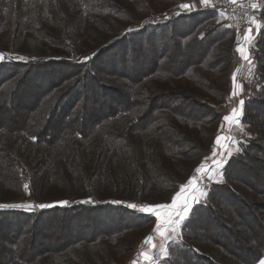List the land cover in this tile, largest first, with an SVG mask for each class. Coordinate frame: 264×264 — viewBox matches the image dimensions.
Returning a JSON list of instances; mask_svg holds the SVG:
<instances>
[{
    "label": "trees",
    "instance_id": "1",
    "mask_svg": "<svg viewBox=\"0 0 264 264\" xmlns=\"http://www.w3.org/2000/svg\"><path fill=\"white\" fill-rule=\"evenodd\" d=\"M182 3L0 0V113L12 114L0 121V198L67 201L0 209V264H116L130 235L156 224L129 205L172 204L193 164L210 162L232 89L219 67L234 66L237 33L207 20L218 10ZM260 36L249 81L258 94L245 86L240 125L250 137L161 264L264 259V27ZM49 215L52 234L40 227Z\"/></svg>",
    "mask_w": 264,
    "mask_h": 264
},
{
    "label": "rangeland",
    "instance_id": "2",
    "mask_svg": "<svg viewBox=\"0 0 264 264\" xmlns=\"http://www.w3.org/2000/svg\"><path fill=\"white\" fill-rule=\"evenodd\" d=\"M181 1H183L182 4L188 3L190 5L193 4V3H195V2H197V0H181ZM246 1H249L252 4H256V2L258 1V4H256V8L257 9H258V6H262V0H246ZM210 3H211V6L212 7H207L206 6V7L199 8L198 10H206V11L207 10H218L219 13H218L217 16H215V17L213 16L211 18L210 17H207V20H210V22L212 23L213 26H215L217 24V22L218 21H221V20L225 21L231 27H234L235 24L237 25V22H238V25L241 26V24H240L239 20L236 18V16H234L232 14H229V13H226V12H224V11L216 8L215 7V0H210ZM181 11L184 12L183 9ZM166 18H161V19L165 20ZM255 19H256V22L255 23L258 22V24H259V31L257 32V35H256V39H255L256 41L253 42L254 45L257 43V40L259 41V39L261 37L260 36V32L262 31V29L264 27V23H263L264 19L258 13L255 16ZM0 35H1V33H0ZM238 42H239V39L237 37V43ZM253 49L255 50V52H258L259 51V53H260V50H262V49H258L257 47L256 48H253ZM262 52H264V45H263V51ZM251 56L253 57V60L252 61L254 63V61H255V55L253 54V51L251 53ZM2 58H3V56L0 55V63L2 62ZM18 58H21V57L16 56V55H13V59L16 60ZM258 58H260L259 55H258ZM229 66L230 65L225 64V65H222L221 67H219V70L220 71L227 70L222 75L224 78H228V76H230V78H232V73L235 70V68H234V66H231V71H230ZM229 71H230V73H229ZM250 73H252L250 69H244L241 72V79H242V83L241 84H242V86H247V88H250V91L252 92V94L254 96H256L258 93H257V91L255 89H253L254 83L252 81L249 82L251 80ZM42 74H45L46 76L55 77L54 76L55 73L53 71L48 72V73H42ZM215 78H217V77H215ZM247 81H248V83H247ZM174 92H175V90H174ZM229 98H230V96H229ZM211 104H213V103H210L209 105H211ZM29 105H30V103H29ZM229 107H230L229 101H228V104L226 106L218 105V108H220V110L222 109V112L223 113L229 111V109H230ZM11 115L12 114H5V113L2 114V113H0V121H3V120L4 121H7V118L10 117ZM20 116L22 117V114ZM245 133H246V131H244V130L238 131L237 138L234 139L232 145L230 146L229 151L227 152V155H226L227 159L230 158L232 155L236 154L239 151V146H240V144H241L242 141H244L245 139H248L250 137V134L248 133V131H247V134H245ZM199 161L197 160L193 164L192 167L195 166V169H197L199 167ZM203 166H204L205 171H202V172H200V173L197 174V177L200 176V178L197 179V183H196V186L195 187H197V188H199L201 190L206 191L207 192V195L204 196V197H201L199 199V202L198 203L193 202L192 209H191L188 217L183 222H181L179 228L177 229L179 235L172 234L174 236L175 242H173L172 240L163 239L161 236H159L154 231L152 232V234H150L151 236H153L152 243L155 244L156 247L153 248L149 244H147L148 245V249H149L148 250V257H149L148 264L151 263V262H152V264H161L160 262L163 259L166 258L164 256V254H163V250L165 248L167 249L168 256L170 255L171 247L174 246L175 244L179 243L180 240H181V237H182V234H183L184 224L190 218V216L192 214V211H193V208L195 206L199 205V204H202V203L207 202L208 197H209L210 188L213 185L224 183V180L225 179H224V175H223V170H224V167L223 166L221 168H217L216 164L211 165L209 161L208 162H204V165ZM206 176H211V179L205 178ZM53 188L54 187H52V189ZM59 191H63L65 193V189L64 188L57 187V194H58ZM179 193H181V189L179 190ZM192 195H193V188L192 187L187 188L182 193L181 199L179 201V204H182L185 198H188V197H190ZM45 199L47 201L36 202V201H33L31 199V197L27 193H25L23 195H19V196H17V194H14V195H10L9 196L8 193H5V196L4 197L1 196V198H0V205L6 206V207H0V209L1 210H3V209L25 210L26 209L29 212H33V210H39V209L45 210V209H48V208H53V207H55L57 205H65V203H63L62 200H60V202H55L54 203V201H51L52 200L51 196L46 197ZM41 204L50 205V207H46V208H39V207H37L38 205H41ZM145 204H147V203H145ZM145 204H140V205H145ZM179 204H178V206H179ZM11 205H24L25 207H9ZM140 205H138V206H140ZM147 205H151V204H147ZM138 212H140V211H138ZM145 214H147V213H145ZM149 215H151V214H149ZM153 217H155V216H153ZM155 219H156V224H157L159 221H158L157 217H155ZM57 222H58V219H57L56 216L49 215V216H47L45 218V222L44 223H41V226L40 227L46 228V232H48L49 234H52V231H55V228L57 229ZM156 224H155L154 227H156ZM59 231L62 232V233H64V231L62 229L59 230ZM145 233L142 234L141 232H138V233H134V234L130 235V238L131 239H135L136 240L134 242V244L130 245V248H132V250H131V252L128 251L127 254L122 255L121 258L115 259V263L116 264H133V262L136 261V254H137V250H138V245L140 244V242L141 243L144 242L145 239H146V237L149 236V233L147 235Z\"/></svg>",
    "mask_w": 264,
    "mask_h": 264
},
{
    "label": "snow or ice",
    "instance_id": "3",
    "mask_svg": "<svg viewBox=\"0 0 264 264\" xmlns=\"http://www.w3.org/2000/svg\"><path fill=\"white\" fill-rule=\"evenodd\" d=\"M232 2L235 3L236 0H232ZM199 3L201 5L207 6L210 4V0H199ZM180 7L183 9L191 10V8L195 7V4L190 5L188 3H185V4L180 5ZM252 7L255 8L256 4H253ZM251 31H252L251 28L247 29V32L249 34L251 33ZM237 51L241 53L242 58L246 60L248 59V56L245 54L244 50L241 47H238ZM243 103H244L243 100H241L240 101L241 106L243 105ZM234 118H235L236 126L239 127L240 122L238 119V113L236 109H233L232 113L228 116H225L223 119L224 121H233ZM33 139H36V138L33 137ZM220 141H221V137L218 136L216 139V143L219 144ZM214 163L216 164L217 168H221L224 162L214 161ZM202 171H205L203 165H201L200 167L196 169V173H200ZM205 178L211 179V176H206ZM196 183H197V176L194 175L193 177L189 179L186 185L181 186V193L177 194V197L172 202V204H160V205L145 204V205H140V206L136 204H131L129 205V207L133 208L134 210H138L140 212L151 214L157 217L159 222L156 224V227L154 228L153 231L157 233L159 236H161L163 239L172 240L173 242H175L174 236L172 234L179 235L177 229L179 228L181 222H183L188 217L192 209L193 202L198 203L201 197H204L207 195L206 191L195 187ZM25 187H27V185H25ZM189 187L193 188V195L188 198H185L183 203L179 204L182 193ZM63 203L66 204L67 201H64ZM0 207H6V206L0 205ZM9 207H25V206L24 205H11ZM37 207L46 208V207H50V205L41 204V205H38ZM152 241H153V236L149 235L148 237H146L144 243L149 244L151 247L155 248L156 245L153 244ZM163 254L165 257L168 256V252L166 248L163 250ZM141 255H144L146 259L149 258L146 253H141ZM133 264H135V262H133ZM258 264H264V259H259Z\"/></svg>",
    "mask_w": 264,
    "mask_h": 264
},
{
    "label": "crops",
    "instance_id": "4",
    "mask_svg": "<svg viewBox=\"0 0 264 264\" xmlns=\"http://www.w3.org/2000/svg\"><path fill=\"white\" fill-rule=\"evenodd\" d=\"M242 1H246V0H242ZM211 3L207 5V7H212ZM193 4H195V7L191 8V10L183 9V8L182 9L185 12H196L198 11L199 8L206 7L205 5H201L199 3V0H197V2ZM256 4H258V1L256 2ZM237 25H238V22H237ZM237 25L235 24L234 26L236 33H237V37L239 39V42L237 43V48L241 47L244 50L245 54L248 56V59L246 60L242 58L241 53L237 51V48H236L237 59H236V62L234 63L235 70L232 73V89H231L230 98H229V105H230L229 108L230 109L229 111L223 113V117H222L223 132L219 136L221 137V141L219 144L215 143L216 150H215L213 157L210 160L211 165L215 164L214 161H223V162L225 161L223 164V167L228 161L226 157L227 152L229 151L230 146L232 145L234 139L237 138L238 131H240V126L238 127L235 124V118L233 121H224L223 118L225 116L230 115L233 109H236L238 113V119L241 125V119L244 115L245 91H246V87L242 86L241 84L242 83L241 72L244 69L251 70V66L253 64V61H252L253 57L251 56V53L254 47L253 42L256 41L255 40L256 35H257V32L259 31L258 22L255 23V27L252 29L250 34L248 32H245L240 25L238 26ZM241 100H243L244 102L242 106L240 104ZM198 178H200V176H198ZM139 213L145 214L143 212H139Z\"/></svg>",
    "mask_w": 264,
    "mask_h": 264
},
{
    "label": "built area",
    "instance_id": "5",
    "mask_svg": "<svg viewBox=\"0 0 264 264\" xmlns=\"http://www.w3.org/2000/svg\"><path fill=\"white\" fill-rule=\"evenodd\" d=\"M252 5L253 4L249 1L242 0H236L235 3H233L232 0H215V7L236 16L245 32H247V29H253L255 27L257 8H253ZM147 250L148 245L144 242H140L138 245L135 264H148L149 258L146 259L144 255H141V253H146L148 256ZM149 264H152V262Z\"/></svg>",
    "mask_w": 264,
    "mask_h": 264
}]
</instances>
